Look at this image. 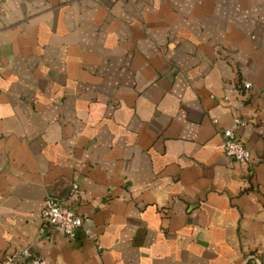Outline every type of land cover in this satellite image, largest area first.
Here are the masks:
<instances>
[{
    "label": "crops",
    "instance_id": "0c3cea01",
    "mask_svg": "<svg viewBox=\"0 0 264 264\" xmlns=\"http://www.w3.org/2000/svg\"><path fill=\"white\" fill-rule=\"evenodd\" d=\"M48 195L76 239L43 224ZM22 250L264 264V0H0V259Z\"/></svg>",
    "mask_w": 264,
    "mask_h": 264
},
{
    "label": "built area",
    "instance_id": "2783aa9c",
    "mask_svg": "<svg viewBox=\"0 0 264 264\" xmlns=\"http://www.w3.org/2000/svg\"><path fill=\"white\" fill-rule=\"evenodd\" d=\"M98 1V0H96ZM244 89L251 88L250 82H243ZM243 125V122L235 118L233 126L222 130L224 138V153L233 160L240 163L250 162V151L244 142L238 137L237 129ZM73 190L77 189L73 185ZM41 219L44 225L58 229L68 239H76L78 230L83 226V218L78 215L71 207L65 205L53 196H46L41 210ZM0 264H46L42 257L32 256L28 251L6 253L0 259Z\"/></svg>",
    "mask_w": 264,
    "mask_h": 264
}]
</instances>
